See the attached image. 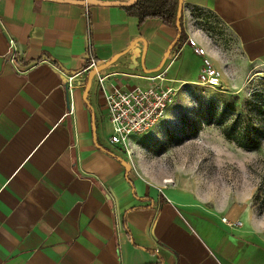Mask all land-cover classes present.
<instances>
[{"label": "crops", "instance_id": "obj_1", "mask_svg": "<svg viewBox=\"0 0 264 264\" xmlns=\"http://www.w3.org/2000/svg\"><path fill=\"white\" fill-rule=\"evenodd\" d=\"M84 1L0 0V264H264V207L160 180L145 144L110 140L105 99L163 70L164 84L191 82L202 60L187 38L219 69L196 9L228 27L245 61L264 62V0H181V44L115 3L131 0Z\"/></svg>", "mask_w": 264, "mask_h": 264}, {"label": "rangeland", "instance_id": "obj_2", "mask_svg": "<svg viewBox=\"0 0 264 264\" xmlns=\"http://www.w3.org/2000/svg\"><path fill=\"white\" fill-rule=\"evenodd\" d=\"M194 23L222 54V83L198 84L197 72L191 82L176 83L165 115L148 131L130 134L128 141L145 144L154 165L164 172L160 180L194 198L210 203L240 195L262 208L264 135L257 149L247 150L227 139L224 131L248 124L263 133L259 107L264 99V62L245 61L235 36L209 11L196 10Z\"/></svg>", "mask_w": 264, "mask_h": 264}, {"label": "built area", "instance_id": "obj_3", "mask_svg": "<svg viewBox=\"0 0 264 264\" xmlns=\"http://www.w3.org/2000/svg\"><path fill=\"white\" fill-rule=\"evenodd\" d=\"M184 43L193 47L194 52L201 57V68L198 73V84L216 87L222 83V73L214 66L206 49L193 38H187ZM87 69L96 68V60L92 53L88 52ZM7 56L10 62L16 61V49L14 40L9 38ZM148 75L145 78L151 82L147 86L134 85L123 88L112 85L105 94L108 120L111 126L110 140L125 147L129 143L128 136L134 133L148 131L164 115L167 107L173 102L176 88L173 85L164 84L166 80L163 73ZM105 77L99 78L101 84ZM222 221L229 226H240L241 222H230L225 217Z\"/></svg>", "mask_w": 264, "mask_h": 264}, {"label": "trees", "instance_id": "obj_4", "mask_svg": "<svg viewBox=\"0 0 264 264\" xmlns=\"http://www.w3.org/2000/svg\"><path fill=\"white\" fill-rule=\"evenodd\" d=\"M179 0H136L134 4L124 5L126 12L136 17L139 22L147 18H159L168 26H171L179 32V36L173 44H181L185 38L180 20V29L176 27V16ZM198 10V9H196ZM259 111L263 117V133L256 126L245 124L237 131H224L227 139L235 141L240 147L247 150L257 149L260 145L261 135H264V99Z\"/></svg>", "mask_w": 264, "mask_h": 264}, {"label": "water", "instance_id": "obj_5", "mask_svg": "<svg viewBox=\"0 0 264 264\" xmlns=\"http://www.w3.org/2000/svg\"><path fill=\"white\" fill-rule=\"evenodd\" d=\"M66 1H70V2H78V3H85L84 0H81V1H73V0H66ZM86 2L88 3H92V4H100L102 3L101 1H98V0H87ZM136 2V0H131V1H128V2H118V1H115V3H121L123 5H131V4H134ZM181 11H182V1L179 0V3H178V8H177V16H176V27L178 29H180V20H181ZM179 36V32L175 38V40L177 39V37ZM174 40V41H175ZM134 45V42L132 43V45L130 47H132ZM129 50V49H127ZM98 68H96L95 70L92 69L89 74H88V80H89V87H90V82L92 80V76L94 75L95 71L97 70ZM88 87V88H89Z\"/></svg>", "mask_w": 264, "mask_h": 264}]
</instances>
